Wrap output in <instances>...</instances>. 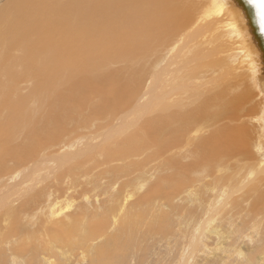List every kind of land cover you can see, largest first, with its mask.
Segmentation results:
<instances>
[{"label":"rangeland","instance_id":"rangeland-1","mask_svg":"<svg viewBox=\"0 0 264 264\" xmlns=\"http://www.w3.org/2000/svg\"><path fill=\"white\" fill-rule=\"evenodd\" d=\"M63 1L0 0V264H264V93L251 57L228 52L242 40L234 22L191 12L173 42L132 58L131 19L95 34L57 12ZM36 23L50 24L46 41L71 39L66 67L28 49ZM104 57L102 77L90 62ZM243 80L238 109L212 105L193 129L162 122L163 105L188 109ZM238 126V152L208 163L203 147Z\"/></svg>","mask_w":264,"mask_h":264},{"label":"bare ground","instance_id":"bare-ground-1","mask_svg":"<svg viewBox=\"0 0 264 264\" xmlns=\"http://www.w3.org/2000/svg\"><path fill=\"white\" fill-rule=\"evenodd\" d=\"M24 1L30 3V2L35 1V0H24ZM188 1H189V3H188ZM188 1L187 0H64L62 7L57 9L58 10L57 12L60 15L63 14L64 17L73 16L74 24L81 26L84 30H86V29L94 30L95 34H97L99 32L103 33L104 31L108 30V28L115 27L116 25L120 24V22L123 19H131L132 22L130 23V28L128 30L130 31L132 41H133L132 47L129 46L128 48L123 49V53H124L123 56L127 55L128 57H130L129 55H131V53L133 52L132 58L135 56V53H137V55H143L146 52H148V51L151 52L157 48L159 50L163 46L169 45V43L171 41L173 42L172 39L175 38V36L177 35V32L181 31L184 27H186V25L189 23L188 21H191V15H190L191 12L196 14L198 12H203V10H204V14L206 16L222 15L221 17L224 19L219 24V26H221V27H217V28L218 29L221 28L222 30L227 29L225 27L228 26V23L234 22L231 25L235 29V30H233V33L236 31V33L239 34V35L237 34L238 37L242 38V40L238 39V41L234 42L235 45H234L233 49L229 50L228 52L233 53L234 51L239 50V51H243L244 54L246 56H248L247 60L249 57H251V62H249V60H248V62L249 63H255L256 69L254 71H255V75L257 77L256 80H257V83H258V86L260 89L259 92L264 93V76L262 74H260V72H259V66L257 64L259 61H258V58L256 56L255 51L253 50V48L250 44L249 36H248V33L246 32V29L244 28L243 25H241V27L244 30V32H242V30L240 29L241 28L240 24L239 23L237 24V22H238V13L237 12L238 11L236 9H234L229 4L228 0H206L207 2L204 3L203 7H199L200 4L198 2H196L197 0H188ZM28 3H24L22 5V7L24 9L25 8L28 9L29 7L32 8L33 3H30V5ZM225 4L228 7L225 8L224 7ZM177 6L180 8V12H181L180 14L177 13V10H176ZM190 8H191V10H190ZM73 11H74V13H72ZM35 15H37V12ZM179 15H181V17H179ZM222 18H220V19H222ZM195 20H196V18H195ZM197 22H200V21L197 20ZM47 25H50V24L41 23L39 25L38 23H36L34 25V27L30 28L29 38H30V40H33V42L28 47V49H33V51H35V52L39 51V49H48L51 52L50 53L51 56H49L51 65H56V66L57 65H65V67H66V65L69 61L67 56L70 54V52L67 54L65 48L70 44L71 39H68L64 43H56L54 40L58 37V35H57L56 37H54L52 39L48 38L46 41L44 36L38 35V33L40 30L45 31L44 26H47ZM200 25H202V24H200ZM216 25H218V24H216ZM24 26L26 28L30 27L26 23H24ZM191 26H193V25L191 24ZM55 27L57 28V25L54 26L53 28H55ZM203 28H205V27H203ZM210 28H211V26H210ZM210 28L207 31L211 32ZM189 29H191V28L189 27ZM45 33L47 34L48 32L45 31ZM201 35H202V33H201ZM188 39H191V38H188ZM206 39H207V37H206ZM207 40H209V39H207ZM174 52H175V50H174ZM100 54L103 56L106 55V50L101 51ZM83 56H86V54L84 53ZM98 60L93 59L90 62V66H92V69L95 71V73H96V71H98L97 73L100 76L105 77V74H109L108 72H102V70L106 69L108 66L106 63H104V61L106 60V57H104L103 60H101V59H98ZM46 63H48V62H46ZM219 63H220V61H219ZM105 65H107V66H105ZM65 67H63L64 70H65ZM223 69H225V68H223ZM256 71H258V73H256ZM101 73H103V75H101ZM69 77L72 80L71 85L73 87H77L79 82H80V79H78V78L75 79V73L73 71L70 72ZM246 77L247 78L245 80L248 81L249 76L246 75ZM245 80H243L239 83L243 84L244 82H246ZM246 83L243 84V86L245 85V87H241L240 85L235 84L233 86V89H231V90L229 89L230 91L227 94H223V93L221 94V93H219L220 92L219 91L218 94H215V95L213 94L214 95L213 97L211 95V96H207L205 98H202L203 100H199L194 105L192 104L193 106H191V107L189 106L188 109H183L179 106V104H177L174 106L175 108L171 109L168 112V107L163 105V107H162L163 108L162 109L163 116L161 117V119L163 120L162 122L169 124V125L185 126V128L187 130V128H190L188 126H191V128H192L193 125L196 124L195 122L200 121V118H201L200 116H205V114H207L208 111L211 109L212 105H213L212 107H214L215 104H216V106H217V104L221 105V107H219V108H220V110L222 108V111H225L226 109H229L230 111L234 110V109H238L241 103L242 104L246 103V101L248 100L247 98L251 97L250 92H249L251 90V86H250V84L247 85ZM172 87H173V85H172ZM254 89H255V87H254ZM109 90H110V87H109ZM248 95H249V97H248ZM32 97H34V96H32ZM176 103H174V104H176ZM15 111H17V110H15ZM18 113H19V111H18ZM206 117H208V116H206ZM263 118H264V113H263ZM204 119H206V118L204 117ZM201 122H203V121H201ZM201 122H198V123H201ZM205 122L203 124H205ZM207 124H209V122H207ZM198 125H197V127H200V125L199 126ZM164 127H166V126L163 125L162 128H164ZM195 127L196 126H194L193 128H195ZM221 128L223 130L221 133L224 136V140L220 143H217L215 152H212V153L209 152V153H211V154H209L206 151V149L204 148L206 146L209 147V145H205L203 147L204 152L207 153L205 156L208 160V163H212L215 160L218 161V159L220 157L232 155L231 153L238 152L236 149H238L240 147V145L242 144L241 136L238 133V131L241 129L239 126L237 127L238 128L237 130L231 129L229 127H226V128L221 127ZM246 135H248V134H246ZM192 137L194 138L193 134H192ZM225 140H228V142L233 143V145H224ZM208 141H209V137L208 138L203 137L198 141L197 146L202 147L204 144H207ZM239 142H240V144H238ZM202 143H203V145H202ZM130 146L131 145H129L127 148H125L123 150V155H127L130 152V150L134 151V149H136V150L139 149V144H137V145L132 144L131 148H130ZM228 149H230L231 151L227 152ZM221 160H222V158H221ZM219 166H221V165H219ZM259 167H260V165H259ZM260 171L263 173L264 168L261 169ZM214 188H215V186H214ZM130 192H129V194H130ZM129 194H127V195H129ZM132 194H130V195H132ZM56 210H57V208H56ZM100 222L98 221L96 224L92 223L89 226L88 232H90V234L92 236L100 230V228H101ZM73 228H74V224L70 225L68 227V229L66 230V232L71 231ZM110 257H111V255H109V256L107 255V256H104L102 258L109 259ZM96 263L97 264H104L101 259H97Z\"/></svg>","mask_w":264,"mask_h":264},{"label":"water","instance_id":"water-1","mask_svg":"<svg viewBox=\"0 0 264 264\" xmlns=\"http://www.w3.org/2000/svg\"><path fill=\"white\" fill-rule=\"evenodd\" d=\"M238 12V22L244 26L250 44L258 58L259 72L264 76V0H228ZM225 7H228L225 4ZM240 19V20H239ZM237 20V19H236ZM242 23V24H241ZM244 32L243 28H240ZM258 73V71H256Z\"/></svg>","mask_w":264,"mask_h":264}]
</instances>
